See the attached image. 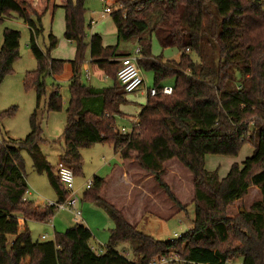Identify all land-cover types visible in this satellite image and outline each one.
I'll list each match as a JSON object with an SVG mask.
<instances>
[{"label": "trees", "instance_id": "1", "mask_svg": "<svg viewBox=\"0 0 264 264\" xmlns=\"http://www.w3.org/2000/svg\"><path fill=\"white\" fill-rule=\"evenodd\" d=\"M0 0V19L15 17L29 27L28 47L36 61L24 87L45 95L44 80L58 76L65 62L50 60L35 43L44 14L51 17L57 8L64 13V39L75 47L68 62L71 76L67 84L69 100L62 132L59 162L80 172V151L93 145L112 146L122 160H134L152 176L168 200L184 207L162 181L163 166L177 161L192 177L194 207L192 227L174 241H157L130 225L121 212L100 198L106 184L92 177V187L83 201L104 211L113 223L101 254L90 250L92 234L75 224L55 233L52 241H32L26 222L45 223L55 213L52 207L39 209L28 199L19 151L25 149L36 167L46 172L49 185L66 198L56 175L43 161V142L36 120L30 117V132L20 141L0 139V264H149L159 257L176 255L169 264H264V2L261 0H118L110 18L117 44L103 47L99 35L87 40L84 0ZM34 18L32 20L31 18ZM154 39L164 50L178 51L177 61L163 60L151 53ZM135 42L140 51L138 67L152 74L156 95L147 98L131 134L122 136L115 116L126 95L116 82L119 60L129 53L120 45ZM49 47L55 39L49 36ZM19 33L2 32L0 84L18 59ZM89 62L113 82L110 88L95 90L80 83L85 51ZM173 80L171 93L163 95L165 81ZM100 98L102 111L84 109L83 103ZM61 97L54 90L47 98L46 111L61 110ZM14 109L2 113L11 116ZM253 149L242 166L232 165L220 179L216 171L204 167L207 155L235 157L246 145ZM255 191L258 199L247 210L234 211ZM22 226L19 232V226ZM12 241L9 242V239ZM129 244L134 261L117 251Z\"/></svg>", "mask_w": 264, "mask_h": 264}, {"label": "rangeland", "instance_id": "2", "mask_svg": "<svg viewBox=\"0 0 264 264\" xmlns=\"http://www.w3.org/2000/svg\"><path fill=\"white\" fill-rule=\"evenodd\" d=\"M113 1L116 3L118 0ZM261 1L264 2V0ZM58 3L59 1L57 0V4ZM103 7L104 4L100 3L99 0H84L85 22L86 25H91L90 28L86 29V36L88 40L90 35L94 33L105 34L106 44L111 45L115 43L114 26L109 14L102 13ZM101 13L105 16L103 19L100 18ZM63 18V10L57 8L52 17L49 14H44L39 21L40 32L35 38L37 47L44 53L48 51L50 60L63 61L65 64L62 72L58 76H48L45 78V95L38 102L35 91L31 88L24 87L26 75L36 69V61L28 47L31 31L28 26L14 16L11 18L0 19V47L2 44V32L4 29H11L19 33L18 59L13 64L11 73L6 76L0 84V139H3L6 142L9 140H23L30 132V117L32 113L36 111V120L40 127L41 138L43 140V142L39 144V152L43 156L45 164L52 171H54L57 154L63 148L62 132L66 122L65 110L69 100L67 84L68 79H70V66L68 62L72 61L75 57L74 45L67 42L63 37ZM31 19L34 20L33 16ZM90 19H93L94 22L90 23ZM50 35L56 42L53 49H50L49 47ZM123 45L129 46L130 43ZM151 51L154 56H161L164 61H177L179 57V53L176 49L169 48L162 50L154 39L151 41ZM88 59L89 52L86 50L83 64L89 65L90 67ZM87 71L90 74L92 70L90 68ZM142 75L144 81V77L148 78L146 88H152V74L148 71H142ZM80 80L82 84L98 89L112 86V81L108 78H103L104 81H98L97 79L90 77V75L89 77H86L85 69L81 70ZM164 85L171 87L173 85V80H166ZM54 90H57L61 97L62 107L58 112L47 113L46 101L48 96ZM132 96L133 95L131 94L125 95L126 101L128 102L129 98ZM91 101V103H93V101H97V98H92ZM121 107V109L126 112L124 113L126 119L124 121L122 119H116V128L118 130L122 127L129 129L131 123L126 120L129 119L130 121H134L137 107L129 103H125ZM11 109H14L11 116L1 118L3 112ZM106 149L105 146L98 144L81 151L82 166L80 172L74 177L76 183L84 186L86 183L91 182L92 176L97 174V170L100 167H105L102 174L107 171L109 172L113 167H120V161L112 157L111 151L106 153ZM252 151L253 149L249 144H246L240 149L235 157L207 155L204 160V167L209 172L216 171L218 177L222 179L226 176L232 165L241 167L242 163L247 158L251 157ZM19 153L25 180L26 183H28V191L33 194L31 197L27 196L26 198L36 205H40L41 203L46 204L47 201L42 197L40 198L36 189H34L35 187L43 192L48 191L52 194L55 193L48 183L45 175L46 172L34 165L32 157L27 150L21 149ZM130 168L133 169L130 173L135 180L150 176L139 168L134 157L130 163ZM163 168L164 175L162 176V181L169 186L170 191L184 209L180 210L175 207L165 196L164 192L156 185L153 178L146 180L143 185L141 184V186H143L142 190L140 189V186H132L131 183H127V186L123 185L122 187L115 189L117 194L113 200V202L115 201L113 206L117 210L119 208L118 211L121 212V214V210L124 209L123 211L126 212L129 222H131L139 232L162 242L170 241L173 239L174 234L182 235L191 229L192 221L194 219V207L191 203L193 197L191 174L175 160H170L163 166ZM100 176L103 175H99V177ZM29 182H32L34 187H31ZM112 190V187H110L106 191L107 198L111 195ZM258 198V194L255 191H251L245 200L237 202L234 205L233 210H240V212L247 210L249 205ZM109 199L111 200V198ZM85 204L86 207L90 206L91 209H94L97 213L99 208L92 206L91 204ZM128 205L129 207L126 209V206ZM98 211L102 213L104 219H106V221L112 226V222L107 214L100 209ZM65 213L67 212H60L61 215H65ZM76 223L78 224L79 221ZM26 225L32 241L44 242L39 240V237L43 234L45 235L46 232L50 235H47L45 242L53 240L52 231H50L49 228L46 229L44 224L27 221ZM21 230L22 225L19 227V231ZM61 230V232H64L66 229ZM93 236L94 235H92V239L90 240L91 247L97 251L103 252L106 243L108 242L109 233L107 229H104V232H100V240H98V242L97 240H94ZM11 241L12 238L9 239V242ZM117 251H119L120 254L125 255L128 260L134 261L133 255L129 249V244L126 243L119 245ZM240 262L241 259L236 258L228 264H240Z\"/></svg>", "mask_w": 264, "mask_h": 264}, {"label": "crops", "instance_id": "3", "mask_svg": "<svg viewBox=\"0 0 264 264\" xmlns=\"http://www.w3.org/2000/svg\"><path fill=\"white\" fill-rule=\"evenodd\" d=\"M107 5H111L112 10L115 9V1H113V0H107ZM104 7H105V4H104ZM104 7H103V9H104ZM102 13H103V10H102ZM102 13L100 15V18L101 19H103L105 17ZM109 17H110V14H109ZM92 22H94V20L93 19H90V23H92ZM114 34H115V43L114 44H111V45L106 44V42H105V34H97V33H94L92 35H99L100 36L101 43H102V46L103 47H112V46H115L117 44V37H116L115 27H114ZM120 48H121L120 49L121 52H126V53L131 54L132 51L135 48H138V47H137L136 43L133 42V43H130L129 46L122 44V45H120ZM164 50H166V49H164ZM151 53H152V51H151ZM89 64H90V62H89ZM87 68L88 69L91 68V70H92L91 71L92 73L90 72V74H89L90 77H93V78L97 79L98 81H104L103 78L104 79H107L105 77V75L103 74V72L100 71L96 66L91 65V64H90V67H89V65H86V64L85 65L84 64L82 65V69L83 70L84 69L85 70H88ZM70 76H71V70H70ZM142 77H143V75H142ZM144 78H145V81L143 79V87L141 88V90H139V91H137L135 93H132L131 95H133V96L131 98H129V101L128 102L126 101L125 96H124V103L123 104L129 103V104L137 107V110L135 111V116L136 117L134 118V121H130L129 119L126 120L129 123H131V127L129 129H126L127 131L131 130L133 126H136L138 124V122H139L138 121V116L141 113V111L143 110V108L145 107L146 102H147L148 96H147L146 91L149 88H146L147 87L146 85L148 84L147 83L148 82L147 81L148 78L147 77H144ZM68 81H69V79H68ZM80 83H82L81 80H80ZM112 86H113V82H112ZM92 88L95 89V90L104 89V88L98 89V88H95V87H92ZM108 88H110V87H108ZM94 100H96V99H94ZM91 102H92L91 99L86 100L83 103L84 109L89 110V111H91L93 113L99 114L102 111V101H101V99L97 97V101H93V103H91ZM123 104H120L119 107H118V114L115 116V123H116V119H122L123 121L126 119V117L124 115V113H126V112L121 109L122 108L121 106ZM142 104H144V105H142ZM96 145H98V144H96ZM102 146H105L107 148L106 149V153H108L109 151H111L112 152V157H114L116 160L118 159V161H120V167L119 168L118 167H113V168L110 169L109 172L107 171V172H104V174H102V172L104 171L105 167H103V168L100 167L97 170V174H96L97 176L94 175L96 177H99V175H103V176H100L99 178L103 179V181L106 184L105 188L100 193V198L102 200H104L105 202H107V203L110 202L109 204L114 205L115 204L114 203L115 201L113 202V200L115 199V195L117 194V192H115V189H117L119 187H122L123 185H126L127 186V183H131L132 186H137V187L140 186V189L142 190L143 186H141V184L143 185L146 180H149L152 177L145 176V177H143L141 179L135 180V178L133 177V175H131V173H130L133 170L132 168H130V163L132 162V159L134 157V154H130L131 157H130L129 161L128 160L125 161V160H122L121 159L119 153H116L113 150L112 146H109V145H102ZM81 151H80V154H81ZM61 154H62V150H60V152L57 154V158L55 159L54 168L56 167L57 163L59 162ZM94 176H92V177H94ZM29 185L31 187H34L33 184H32V182H29ZM27 186H28V183H27ZM74 186H75V190H76V192H77V194H78V196L80 198V204H79V206H80V210H81V217H82V221H83V226L86 229H88L92 235H94L93 236L94 240H97V242H98V240H100V236H99L100 235V232L101 231L104 232V229H107V231L109 233V231L113 228V223H111L112 224V226H111L110 223H108V221H106V219H104V217L102 216V213H100V211H98L100 208L97 210V213H96V211L94 209H91V207L89 205H87L89 207H86V204L85 203H87V204H91V203H88V202L83 201L84 192L86 191L85 190V187L82 186V185H80V184H78V183H76L75 180H74ZM110 187H112L113 190L111 192V195L108 196V198H107L106 191ZM34 189H36V191L39 194L40 198L42 197L45 201H47L46 204L47 203H56L58 201V196L55 193L52 194V193H50L48 191H44L43 192V191H41V190H39V189H37L35 187H34ZM33 191H35V190H33ZM32 195L33 194L31 192H29L28 196L31 197ZM109 198H111V200ZM46 204H42V203L40 205H36L35 204V206L37 208H44L46 206ZM91 205L92 206H95L93 204H91ZM128 207H129V205L126 206V209ZM118 210H119V208H118ZM123 210H121V211H122V214H123L125 220L130 225L133 226V224L131 222H129V220H128L129 218L127 217L126 212L123 211ZM60 212H65V211L55 212L54 215H53V217L51 219H49L45 223H42V224L45 225V228L46 229L49 228V230L52 231V235L53 236H54L55 233H61V231H62L61 229H67V228L75 225V223H76L73 220V218L71 217L70 214L67 215L68 213H65V215H63V214L61 215ZM96 220H97V226H96ZM94 227H97V228H94ZM26 228H27V225H26ZM19 232H21V231H19ZM47 235H50V234L46 232L45 235L43 234L40 237H42V236L47 237ZM40 237H39V240H40Z\"/></svg>", "mask_w": 264, "mask_h": 264}, {"label": "built area", "instance_id": "4", "mask_svg": "<svg viewBox=\"0 0 264 264\" xmlns=\"http://www.w3.org/2000/svg\"><path fill=\"white\" fill-rule=\"evenodd\" d=\"M100 3L105 4L103 9V14H111L112 8L111 5H107V0H99ZM140 59V51L139 48H135L131 54L125 56L119 60L120 65L116 72V82L122 88L125 94L135 93L143 87V78L142 72L138 67V60ZM86 77H89V73L86 70ZM148 97H152L156 95V91L154 89H148L146 91ZM163 95H169L171 93L170 87H164L161 90ZM118 133L122 136L130 135L131 130L127 131L125 128H121L118 130ZM55 175L61 184L64 192L66 193V198L56 203H47L46 206L52 207L55 212L57 211H65L71 215L75 222L79 221V225H83L81 210H80V198L75 190L74 186V175L71 169H69L62 162H58L55 167ZM85 190H89L92 187V183L88 182L84 185ZM29 191L27 190L23 200L27 199ZM181 235H173V239L170 242H174L178 240ZM41 241H45L46 237H40ZM90 250L96 254H101L102 251H97L93 247H90ZM126 257L125 255H123ZM172 262H178L176 255H169L166 257H159L152 260L149 264H169Z\"/></svg>", "mask_w": 264, "mask_h": 264}]
</instances>
